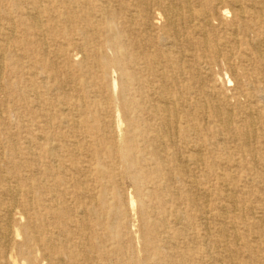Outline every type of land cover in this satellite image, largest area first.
<instances>
[{
  "label": "bare ground",
  "instance_id": "bare-ground-1",
  "mask_svg": "<svg viewBox=\"0 0 264 264\" xmlns=\"http://www.w3.org/2000/svg\"><path fill=\"white\" fill-rule=\"evenodd\" d=\"M216 67L233 75V86ZM110 68L121 89L112 121L94 100ZM2 86L0 264H19L15 253L28 264L39 253L47 264H90L92 243L81 227L88 217L98 224L109 194L104 179L118 184L125 165L162 205L183 198L197 210L186 223L177 217L174 229L159 213L141 264H247L235 224L244 206L224 167L239 156L228 139L250 147L258 133L264 138V112L255 107L264 97V0H0ZM202 167L217 177L211 200L189 175ZM228 183L233 195L228 186L222 192ZM222 197L227 207L215 201ZM19 208L27 221L13 232ZM247 208L254 222L243 237L258 245L243 248L260 252L255 260L264 264V206ZM115 253L135 264L122 247Z\"/></svg>",
  "mask_w": 264,
  "mask_h": 264
},
{
  "label": "rangeland",
  "instance_id": "rangeland-1",
  "mask_svg": "<svg viewBox=\"0 0 264 264\" xmlns=\"http://www.w3.org/2000/svg\"><path fill=\"white\" fill-rule=\"evenodd\" d=\"M76 42L77 38L73 40L72 44H70V48H77ZM107 54L108 56H111L112 51L108 49ZM76 57L80 58V54ZM214 72L226 73L229 79H231L228 84H231L230 86L234 85L235 82L233 75L225 67H216ZM118 77V72H113L111 68L108 69L106 76H104V78L98 83V86L100 87L98 90L99 92L97 91L95 93L94 100L99 102L100 107L106 109L105 115H110L108 117L109 121L113 120L115 114L120 111L121 108V89L119 87L115 89L113 84L114 79H117ZM5 88L6 86L0 88V99L2 100L7 98ZM255 107L264 112V97H260L259 101L256 102ZM9 115L11 119H16L12 113H9ZM105 115L99 116L98 119ZM121 125H123L122 129L126 130L125 123H122ZM117 141L119 145L122 143L121 139ZM226 146L230 150H233L235 146L239 147V156L235 161V166L231 169L224 167V171L228 173L237 184V189L239 191L238 194L242 201L241 203L244 206L238 210L237 213L239 216L237 222H235V224H237V229H239V233L241 234L239 237L240 261L241 263L247 264H259L255 259L258 258L260 252L254 253L243 248L246 241H251L255 247L254 249L257 250V242L253 240L254 237H243V235L245 234L248 224L254 222L252 219L253 215L247 207L264 206V160H262V156H264V138L258 133L254 140H252V146L250 147H247L246 145L243 146V139L241 138H239V140L230 138L226 142ZM217 153L218 152H215L214 155ZM125 164L126 163H124V165ZM125 167L126 165L123 166V169L121 167L118 168L116 172L117 176L115 177V180H118V184H114V179L111 178L110 175L106 176L104 179L107 183L109 194L107 202L104 205V210L98 211L95 217V221H97L98 224H95L94 218L88 217L85 226L81 227V229H87L86 233L88 234V237H90L92 243L90 252L93 260L90 261V264H121L115 253L116 246L122 247L125 252H128L127 254H131L135 264H141L142 245L148 240V237L150 236L149 234L152 233L154 229L153 222L158 221L160 216L159 213H161L166 221L172 226L165 229H174V227L177 226L176 223H174V221L177 220V217L182 218L183 216L184 220L182 223H186L188 219L191 216L193 217L197 212L195 206H191L183 198H174L172 199V202L162 205L159 198L150 194L149 189L145 187L143 181L139 180L138 182H135L129 172H124ZM130 171L132 173H138L139 169L133 167L132 169L130 168ZM189 175L199 179L205 184L209 189L210 196L208 198H210V200L216 198V193L218 191L216 188L217 177L211 170L202 167L198 171L189 172ZM178 183V180L174 181V184ZM226 186H228V193L233 195L234 187L230 183L222 186V192L225 193L224 187ZM215 201L222 207H227L228 205V202L225 201V197H222L221 199L218 198ZM173 208L175 210H172ZM18 210L22 212L20 208ZM216 213L217 211L212 209L211 214L208 217L210 223L214 227L218 223L216 219H213L215 217L214 214ZM232 214L233 213H230V216H232ZM255 215L256 218H260V209L255 210ZM20 217V221L18 216H16L11 223L10 229H13V232L14 229L22 227L27 221L26 214H23V212ZM221 220L227 223L230 219L228 216L227 218L222 216L220 217V221ZM75 222L79 223L78 217H76ZM92 229L98 230L94 231ZM228 229H230V227ZM255 232L254 235L256 237L258 236L260 239L259 233L256 230ZM102 233H106L108 236H103ZM259 241L260 240H258V242ZM16 242H22V237L20 236L19 238H16ZM261 244L264 248V240ZM101 252L103 255H101ZM15 257L19 264L22 262V264H28V262L25 259H22L17 253H15ZM36 263L47 264V260L43 259L42 255L39 253Z\"/></svg>",
  "mask_w": 264,
  "mask_h": 264
}]
</instances>
